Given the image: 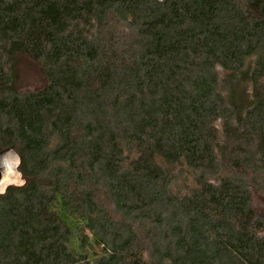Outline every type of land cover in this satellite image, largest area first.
Segmentation results:
<instances>
[{
	"label": "trees",
	"instance_id": "1",
	"mask_svg": "<svg viewBox=\"0 0 264 264\" xmlns=\"http://www.w3.org/2000/svg\"><path fill=\"white\" fill-rule=\"evenodd\" d=\"M0 264H264V0H0Z\"/></svg>",
	"mask_w": 264,
	"mask_h": 264
},
{
	"label": "water",
	"instance_id": "2",
	"mask_svg": "<svg viewBox=\"0 0 264 264\" xmlns=\"http://www.w3.org/2000/svg\"><path fill=\"white\" fill-rule=\"evenodd\" d=\"M21 166V156L14 147L0 150V195L11 186H23L26 183Z\"/></svg>",
	"mask_w": 264,
	"mask_h": 264
}]
</instances>
